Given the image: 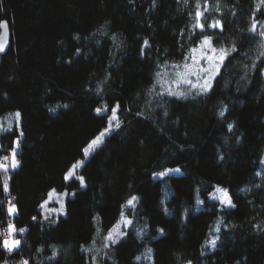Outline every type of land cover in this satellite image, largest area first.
Here are the masks:
<instances>
[{"label": "trees", "instance_id": "obj_1", "mask_svg": "<svg viewBox=\"0 0 264 264\" xmlns=\"http://www.w3.org/2000/svg\"><path fill=\"white\" fill-rule=\"evenodd\" d=\"M0 21L10 32L0 118L19 112L23 133H0V157L20 141L18 168L0 170V223L26 229L17 249L0 248V264H264L261 0H0ZM216 21L222 30L208 26ZM205 36L227 51L210 89L163 93L157 73L186 62ZM116 105L119 127L77 172L85 186L66 182ZM216 186L234 207L209 197ZM53 188L73 195L65 216L45 219ZM132 197L141 234L133 226L104 246Z\"/></svg>", "mask_w": 264, "mask_h": 264}, {"label": "snow or ice", "instance_id": "obj_2", "mask_svg": "<svg viewBox=\"0 0 264 264\" xmlns=\"http://www.w3.org/2000/svg\"><path fill=\"white\" fill-rule=\"evenodd\" d=\"M261 3H264V0H261ZM196 15H197V17H200V16H202V13L197 12ZM196 26H198L201 29V31L204 30V24L201 23L199 21V19L197 20V25ZM208 26L211 27V28H217L218 27V28H220L222 30V25H221V23L219 21H216L214 24H210ZM255 27H256V25L254 24L253 27H252V31H255ZM0 29H3L6 32V30H7V21H0ZM2 34L3 33H0V35H2ZM261 35H264V33H261ZM210 43H211V37L205 36L203 41H202V45H210ZM145 45H147V41H145ZM3 51H5V45H4V43H0V52H3ZM191 51L193 53H195L197 51V49L193 48ZM211 51L213 53H215L217 50L215 48H212ZM232 51H235V48H233ZM219 53H220V55H219L218 59L220 61H223V59L226 58L227 51L225 49L221 48V49H219ZM186 59H192L194 64H198L199 63L198 61L195 60L194 56L186 58ZM201 59L209 61L210 65H211L213 57L209 56L207 53H203L202 52ZM172 67L174 69H179L180 68L179 65H173ZM202 73H209V69H206V68L194 69L193 65H189L188 63H185L184 66H183V71L177 70L175 72V76L177 77V80H175L173 82L177 84V87H179V83L180 82H183V83H186V84H192L193 87H198L199 91L201 93H206L211 87L210 81L212 79V76L210 74L203 77V81H204L203 84H199V83L194 84L193 81L188 78L190 76L195 75L197 77V81H199L201 79V74ZM160 75L161 74L158 72L157 76H160ZM167 91H168L169 95H173V96H181L182 97V96L185 95L184 92H182V91H172L171 88L167 89ZM118 108H119V105H116L114 108L111 109L112 115L109 117V121H108L109 127L106 128L105 131L100 134V136H98L95 140H93L88 145V147H86L84 149L85 155H87L89 153L90 149H93V147L95 145H97V144H99L101 142V137H103L106 133H110V131L112 130V121L113 120L117 121L115 127L116 128L119 127L118 117L116 115V112H117ZM95 111H96L97 114H101L102 112L108 111V109H107V106H104L102 108L95 109ZM223 114L224 113L222 111L221 115H223ZM20 115L21 114L19 112L15 113V117L16 118H19ZM0 130H4V129L0 128ZM229 130H231V126H229ZM20 135L22 136L23 133L21 132ZM13 144H14V147H12V149H11L10 156L0 157V170H3L5 173L8 171L9 167L15 169V168H17L19 166V161L16 159V155H17L16 149L19 147V144H20L19 139L13 141ZM9 160L11 161L10 164L8 163ZM82 163L83 162L81 161V162H78L77 164L72 165V167L66 172V174H65V181L66 182H68L71 179H77V180L80 181L81 186L84 185V178L82 176H76L75 175V170L78 167L82 166ZM170 171H175V172L178 173L179 169L170 170ZM161 175H164V174H161ZM3 189H4L5 192H7L9 190L8 189L7 180H5L4 183H3ZM217 191L218 192H222L221 189H217ZM54 192H55V189H53L52 192H50L48 194V199L45 200L40 205V208L42 210L47 208V205L51 202L52 194ZM59 195L60 196H67L68 193L67 192H63V193H60ZM136 200H137V197H132L128 201V206L134 207ZM58 202L61 203L60 209H48V211L49 212H62L63 211V202L59 201V200H58ZM221 202L225 203L229 207H234L235 206L232 203L231 199L227 198L226 196H224L221 199ZM7 211H8L9 216H13V215L17 214L18 209H17L16 205L12 204L11 201H9V207H8ZM121 217H122V219H124L125 225L131 224V220H127L126 218H124V214L123 213H121ZM44 218L48 219L49 217L47 215H45ZM32 219L35 220L36 217H32ZM25 230L26 229H24V228L17 229L15 224L9 222L8 225H7V228L4 230V233H0V235H6V237H7V238H5L3 240H0V248H3V249H5V250H7L9 252L17 249L19 247L21 241L14 238L15 233L17 231L22 233ZM218 230L219 229H217V231ZM160 231L163 232V229H161ZM123 235H124V233L120 232L119 231V226H117L115 228L114 232H111L109 234L107 239L111 240L113 243H115ZM207 243L210 244L214 248L216 246V239L210 240ZM21 264H28V261H26V260L22 261Z\"/></svg>", "mask_w": 264, "mask_h": 264}, {"label": "rangeland", "instance_id": "obj_3", "mask_svg": "<svg viewBox=\"0 0 264 264\" xmlns=\"http://www.w3.org/2000/svg\"><path fill=\"white\" fill-rule=\"evenodd\" d=\"M203 41V40H202ZM202 41L199 43V45L196 47V49H197V51L195 52V53H193L192 51H191V53H190V56L189 57H195V60L196 61H198L199 63L198 64H194L193 63V60L192 59H188L186 62H184L183 64H180L179 66H180V68L179 69H174L172 66H170L168 69H164L163 70V72H162V74H161V76H160V78H159V84H160V86L162 87V92L163 93H165V94H167V95H169L168 94V91H167V89H169V88H171V90L172 91H182V92H184L185 93V95L184 96H182V97H186L187 95H191V94H193V93H201L200 91H199V88L198 87H193V85L192 84H186V83H183V82H180L179 83V87H177V84L176 83H174L173 81H175V80H177V77L175 76V72L177 71V70H179V71H183V66H184V64L185 63H188L189 65H193V68L194 69H199V68H206V69H209V73H202L201 74V79L199 80V81H197V77L195 76V75H193V76H190V77H188L189 79H191L192 81H193V83L194 84H197V83H199V84H203V77L204 76H206V75H211L212 76V79H211V81H210V84L212 85V82H213V80H214V78L216 77V75L218 74V72H219V70H220V68H221V66H222V64H223V62H224V60L225 59H223V61H220L219 59H218V57H219V55H220V53H219V49H217V48H215L214 47V45L212 44V39H211V43H210V45H202ZM212 48H215L217 51L215 52V53H213L212 51H211V49ZM226 50V49H225ZM202 52L203 53H207L209 56H212L213 57V60H212V63H211V65H210V63H209V61H207V60H202L201 59V54H202ZM226 57H227V55H226ZM170 96H173V95H170ZM175 97H178V98H182L181 96H175ZM15 113H17V112H13V113H9V114H7V115H5V116H3L2 118H0V128H2V129H4V130H0V133H3V132H6V131H10V130H13V129H15V128H17L20 132H21V115H20V117L19 118H16L15 117ZM112 115V114H111ZM116 115H117V113H116ZM118 117V116H117ZM118 122H119V118H118ZM116 123H117V121L116 120H113L112 121V130L110 131V133H106L103 137H101V142L99 143V144H97V145H95L94 147H93V149H90L89 150V153L87 154V155H85V153H84V155H85V157L83 158V159H80L79 161H77V162H75L74 164H77L78 162H83L82 163V166H83V164L85 163V161H86V159H88V157L98 148V147H100L103 143H104V141H105V139H106V137H108L114 130H116L117 128L115 127V125H116ZM108 127H109V125H108ZM107 127V128H108ZM106 129V128H105ZM105 129L102 131V132H104L105 131ZM101 132V133H102ZM100 133V134H101ZM100 134L98 135V136H100ZM97 136V137H98ZM96 137V138H97ZM96 138H94L93 140H95ZM92 140V141H93ZM91 141V142H92ZM90 142V143H91ZM89 143V144H90ZM88 144V145H89ZM88 145L86 146V147H88ZM18 150V148L16 149V151ZM10 156V155H9ZM16 159H17V157H16ZM10 160L8 161V163L10 164ZM73 164V165H74ZM82 166H80V167H78L76 170H75V175L76 176H80V175H78V171L81 169V167ZM72 167V166H71ZM18 168V167H17ZM9 169H11V170H14L13 168H11V167H9ZM8 169V170H9ZM16 169V168H15ZM3 173H5L3 170H1ZM8 172V171H7ZM6 172V173H7ZM6 173L4 174L5 176H6ZM180 172H175V171H170V170H168V171H166L165 173H164V175H157V179H159V178H163L164 176H170V175H177V174H179ZM85 186V183H84V185H83V187ZM53 189H55V188H53ZM53 189H51L50 191H49V193L50 192H52V190ZM217 189H221L222 190V192H218L217 191ZM63 192H67V191H63ZM63 192H60V191H58V190H56L55 189V192L52 194V199H51V202L47 205V208L46 209H41L42 210V214H43V217L45 216V215H47L49 218H52V217H58V216H65L66 215V201H67V199H68V197H70V196H72L73 194H69L68 192V195L67 196H60L59 194L60 193H63ZM48 193V194H49ZM224 196H226L227 198H230L231 199V196H230V194H229V192H228V190L227 189H225V188H223V187H221V186H216L212 191H211V193L209 194V197L211 198V199H215V200H218L220 203H221V205H223V206H225V207H227V208H232V207H229V206H227L225 203H222L221 202V199L224 197ZM47 199H48V197H47ZM46 199V200H47ZM58 200L59 201H62L63 202V211L62 212H49L48 211V209H60V207H61V203L60 202H58ZM231 201H232V199H231ZM12 203V202H11ZM232 203H233V201H232ZM196 206H197V208L198 209H202L203 208V204H202V201H201V199H197L196 200ZM131 207L130 206H128V204L126 205V208H125V210H124V212H123V214H124V218H126L127 220H131V224H129V225H125V223H124V219H122V217H120V219L118 220V222L114 225V227L108 232V234L106 235V237H105V239H104V246H111V245H113V244H116L126 233H127V231L130 229V228H132L133 226H135V223H134V220H133V218L131 217V215L129 214V212H128V210L130 209ZM98 223V222H97ZM117 226H119V231L120 232H122V233H124V235L123 236H121L118 240H117V242H115V243H113L111 240H108L107 239V237L109 236V234L111 233V232H114V230H115V228L117 227ZM136 227V231L138 232V234H141V228H139V226H135ZM7 228V226H5L4 227V229H3V231L5 230ZM99 230V229H98ZM18 232V231H17ZM17 232L15 233V236H14V238L16 239V234H17ZM99 232V231H98ZM142 259L144 260V261H147L148 263H150L151 262V253H150V250L148 249V250H146L145 252H144V254H143V257H142ZM189 264H191V263H189Z\"/></svg>", "mask_w": 264, "mask_h": 264}, {"label": "water", "instance_id": "obj_4", "mask_svg": "<svg viewBox=\"0 0 264 264\" xmlns=\"http://www.w3.org/2000/svg\"><path fill=\"white\" fill-rule=\"evenodd\" d=\"M1 33L3 34L0 35V43H4L5 45V51H3L2 53H6L9 47V43H10V32H9L8 25H7L6 32L3 29H1Z\"/></svg>", "mask_w": 264, "mask_h": 264}, {"label": "built area", "instance_id": "obj_5", "mask_svg": "<svg viewBox=\"0 0 264 264\" xmlns=\"http://www.w3.org/2000/svg\"><path fill=\"white\" fill-rule=\"evenodd\" d=\"M4 227L2 226V223H0V233H4L3 231ZM3 239L7 238L6 235H0Z\"/></svg>", "mask_w": 264, "mask_h": 264}]
</instances>
